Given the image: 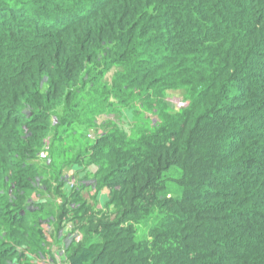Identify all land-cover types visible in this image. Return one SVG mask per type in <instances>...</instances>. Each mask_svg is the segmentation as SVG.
<instances>
[{
    "label": "trees",
    "instance_id": "1",
    "mask_svg": "<svg viewBox=\"0 0 264 264\" xmlns=\"http://www.w3.org/2000/svg\"><path fill=\"white\" fill-rule=\"evenodd\" d=\"M48 227L68 264H264V0H0V264Z\"/></svg>",
    "mask_w": 264,
    "mask_h": 264
},
{
    "label": "rangeland",
    "instance_id": "2",
    "mask_svg": "<svg viewBox=\"0 0 264 264\" xmlns=\"http://www.w3.org/2000/svg\"><path fill=\"white\" fill-rule=\"evenodd\" d=\"M110 78L113 76V72L109 74ZM110 78L108 80H110ZM174 98L169 99L168 103L171 106H174L176 101L182 100L183 95L181 92L173 93ZM134 110L133 108H129L126 106H110L107 111L104 113L105 115H98L92 113V119L96 124L93 127H87L85 125H81L83 129V136L88 139L96 138V136L101 135L105 130L108 128H113L115 126H120L123 130L127 131L132 123H133V116L131 114ZM94 167L88 165L84 166H70L67 165L63 168L62 176H64V188L67 192L71 191L75 182L77 180L84 181V187L82 189V194L85 199L89 200L97 209L101 208L103 205L104 200L106 199V191L104 190H96L92 184V176ZM72 182L74 183L72 185ZM71 184V186H70ZM36 195L33 196V200L36 202H44L51 204L55 203V201L51 198L48 191L40 190L39 188L35 189ZM41 194V195H39ZM58 203V201L56 200ZM50 208V206H48ZM33 211L37 210V207H32ZM146 227L140 226L138 228V232L145 233ZM48 240L45 244L46 249L51 251V254L56 255L55 259L52 260L51 258L43 257L40 259H35V262L32 264H68L65 260L64 256L62 255L63 248L65 247L64 238L67 233V230L61 231L58 237H54V232L52 227H48Z\"/></svg>",
    "mask_w": 264,
    "mask_h": 264
}]
</instances>
